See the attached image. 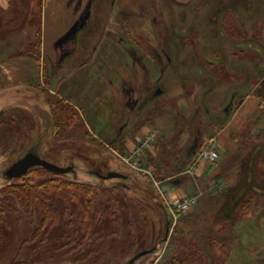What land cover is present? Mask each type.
<instances>
[{
  "label": "rangeland",
  "instance_id": "374dc122",
  "mask_svg": "<svg viewBox=\"0 0 264 264\" xmlns=\"http://www.w3.org/2000/svg\"><path fill=\"white\" fill-rule=\"evenodd\" d=\"M183 1L187 0H160L153 5L171 62L160 82L155 81L157 76L153 73L152 77L144 78L146 84L140 87L138 109L132 113L127 128L124 127L121 141L113 144L120 147L119 143L130 136L134 138L143 127L149 126L148 133L137 138L132 149L120 152L102 142L114 136L120 122L117 116L121 110L120 81L114 74L112 84L102 79L103 69L98 61L81 74L80 83L71 93L73 98L67 97L75 110L56 97L59 102L55 103V110L61 129L54 139L57 142H37L23 137L20 140V134L29 128L24 123L27 116L20 114L19 121L11 124L6 118L0 127V138L5 140L4 144L0 143L2 193L6 187L19 183V178L6 177V169L27 152L34 151L57 166L75 169L64 175L44 174L45 179H55L58 175L61 177L57 178L68 183L90 189L94 195L84 198L81 194L76 199L53 190L45 202L41 200L44 207L36 202L31 208L9 199V211H4V219L0 221V264H132V258L143 250H150V255L133 264H154L160 255L156 264H164L174 255L181 254L180 258L184 259V246L194 237L207 251L205 264H218L221 257L232 252L252 254V264H264V225L261 224L264 168L258 167L264 157V114L252 117L236 135L234 139L240 146L237 151L222 152L217 145L218 130L242 99L252 93V82H257V76L264 71L263 64L260 67V53L264 49V0ZM21 3L18 21L31 15L36 23L39 0H29L28 5H24V0ZM111 8L105 3L98 8L94 25L91 23L94 35L90 45L95 46L103 36ZM132 29L128 35L134 41L135 28ZM9 32L7 29L6 33ZM137 35L138 43L149 45L147 37ZM85 43L90 46L88 41ZM159 87L164 94L152 97L151 93ZM88 126L93 133L88 131ZM152 132L156 133L155 140L145 145L146 137ZM16 145L17 149L12 148ZM203 150H216L219 158L211 165V178L199 181L192 175L195 169L190 166L189 158L192 152ZM152 159L159 160L161 170L153 166ZM236 171L239 175L236 181L229 180L223 186L214 183L221 174ZM111 172L124 177H102ZM174 176L185 182L197 180L188 197L198 192L203 194L196 207L175 218L166 208L170 221V226H166L168 218L161 205L172 198L163 189V182ZM95 196L97 202L88 208V202ZM86 207L88 218H83ZM249 215H252L250 229L246 230L249 226L239 229V222H245L241 218ZM234 220L237 221L232 227ZM249 235L252 245L238 244L239 238L246 241ZM230 236L232 241L227 249L213 244L216 237L226 240ZM98 255L101 257L96 261Z\"/></svg>",
  "mask_w": 264,
  "mask_h": 264
},
{
  "label": "crops",
  "instance_id": "0c3cea01",
  "mask_svg": "<svg viewBox=\"0 0 264 264\" xmlns=\"http://www.w3.org/2000/svg\"><path fill=\"white\" fill-rule=\"evenodd\" d=\"M24 1H26L24 5H28L29 0ZM189 1L191 0L183 2ZM97 2L98 0H39L38 19L34 23L31 15H27L22 22L18 21L20 20L21 0H0V120L7 114L6 117L9 118L11 124L13 121L10 120L14 119L15 123L19 121L20 114L27 116L23 121L27 126L29 125V128L23 131V135L20 134V140L23 137L24 140L28 138L37 142H57L54 139L58 138L56 134L61 132V129L57 121L55 103L62 101L75 110L76 107L67 97L73 98L71 93L80 83L81 74L98 61L103 69L102 79H108L112 84L114 74L115 78L120 81L118 103L121 110L117 114L120 122L117 124L114 136L110 138L109 135L110 139L102 140L107 146L115 147L117 145L113 144H116L123 136L124 127L127 128L132 113L138 109L140 87L146 84L144 78L152 77L151 73H153L157 76L155 81L160 82V78L169 70L170 51L163 44L160 25H158V14L153 8V5L159 3L160 0L101 2L102 5L112 4V8L109 24L105 31L103 30L104 33L102 31L103 36L93 46L90 45L92 35H94L91 23L97 13ZM128 6H131V9H128ZM132 27L135 28L132 32L134 41L128 35L133 30ZM7 29L10 31L8 34ZM39 33L41 37L40 59L18 55L34 42ZM138 33L147 37L149 45L136 41L139 38ZM3 34L7 35L3 36ZM263 38L264 34L262 37L264 45ZM85 41H88L90 46H87ZM260 59V67L261 64L264 67V49L260 53ZM257 77L259 80L252 82V93L242 99L227 123H224L218 130L217 145L222 152H235L240 149L238 142L234 139L236 135L250 122L252 117L264 114V93H256L257 88L264 81V71ZM66 88L71 90L67 91ZM92 93H95V90ZM87 129L93 133L89 126ZM149 129V126L143 127L134 138L130 136L125 139L122 147L132 149L135 140L146 135ZM201 152H192L190 161L188 160L192 164L190 166L195 167L192 175L199 178V181L204 177L211 178V165H213L201 157ZM237 173L236 171L232 174L217 175L214 183L223 186L225 182H230L229 180L236 181L239 177ZM178 177L174 176L167 179L166 183L163 182V189L174 201L188 197L191 188L195 189L193 185H197V180L196 182H185ZM214 183L213 186H215ZM196 194L198 195L193 197H196L199 202L203 193ZM242 219H245L243 220L245 222H239L237 227L242 229L244 226H249L246 227V230H249L252 225L250 223L252 215ZM261 224L264 225V222ZM245 239L247 240L239 238L238 244L250 243L252 245V235ZM161 256L154 264L161 259ZM223 264H252V254L229 253Z\"/></svg>",
  "mask_w": 264,
  "mask_h": 264
},
{
  "label": "trees",
  "instance_id": "16d2710c",
  "mask_svg": "<svg viewBox=\"0 0 264 264\" xmlns=\"http://www.w3.org/2000/svg\"><path fill=\"white\" fill-rule=\"evenodd\" d=\"M103 1L104 0H98L96 12H97L98 8L100 7L101 2H103ZM108 6L111 7L112 4H108ZM92 24L94 25V23H92ZM93 25H92V28H93ZM18 55L30 56V57H34L36 59H40V55H41L40 33L38 34V36L36 37L34 42H32L30 45H28L24 51L19 52ZM261 92L264 93V81L261 83L259 88H257V90H256V93H258V94H261ZM262 111H263V109H262ZM6 118L7 117H5V116L2 117V120H0V127L6 123ZM10 121H14V119L10 120ZM57 135H58V133L56 134V136ZM4 141L5 140H3V138H0V143L4 144ZM120 141H121V138L119 139L118 142H120ZM119 144H122V143H119ZM12 148L17 149L18 146L16 145V146H13ZM115 148L118 149L120 152L124 149L122 147V145L120 147H115ZM160 159H161V157H160ZM151 163L153 164L154 167H158V169L161 170L159 160H158V162H156V161H154V159H152ZM156 163H157V166L155 165ZM165 163H166V161H165ZM260 166L264 168V157L260 160V163H258V167H260ZM33 173H38V175L34 176V175H32ZM44 174H50V172H48V170H46L42 167H35V168L31 169L26 175L22 176L23 178L20 177L19 180H17L19 182L18 184H14L13 186L6 187L5 188L6 192H4V193H2L0 191V193H2V195L5 196V198H3V199L0 197V221L4 219V217H3L4 211L5 210L9 211V206H8L9 205L8 204L9 199H12L13 202L19 203L20 205H22L25 208L26 207L31 208L32 205H34L36 202H38L42 207H44V203H41V200H43L45 202L48 194L50 193V191H53V190L58 192V195H66L67 196L68 194H70V196H72V198H76V199H78L81 194L84 198H87V196L89 194L90 195L93 194V192H90V189H87L85 187L83 188L80 184L78 185V183H68V182L64 181L63 179L57 178V177H61V176L57 175V177H55V179H45ZM51 174L54 175L53 173H51ZM262 175L263 174H261L260 177H263ZM64 187H66V188L68 187L70 190H67V189L65 190ZM220 190L222 191V189H220ZM96 200H98V196L92 197L90 201H89V197H88L87 201H89V202H88L87 207L89 208V205L91 206V204H93V202ZM248 205L249 204H247L246 207ZM87 207L83 209V212H82L83 218H85V216H86V218H88L87 217L88 216ZM161 208L164 210L165 215L168 218L169 215L167 214L168 211L166 212L167 209H166L165 205L164 206L161 205ZM27 212H29V210H27ZM229 221H230V219L226 220V222L230 223ZM236 221L237 220H234L231 222V223H233L232 227ZM169 224H170V221L168 218L166 226H168ZM223 229L226 230L227 225L224 226ZM232 235H233V232H232L231 236ZM231 236L229 237V239L225 238L226 240H223L221 238L216 237V238H214L213 244L217 243V245L220 248L227 249L228 245L231 244V241H232ZM184 248H186L185 252H184L185 253L184 259L180 258L181 254L180 255H174L173 257H171V260L165 261L164 264H194V262H196V261L199 262L198 264H205L206 263L207 251H205V249H203L202 246L199 245V243L197 242V239L195 237L193 238L192 241H189L184 246ZM188 248H191L192 250L187 251ZM144 251H148V254L144 255L142 257H146V256L150 255V253H151L150 250H143V252ZM102 254L103 253L101 252L99 255H102ZM99 255L97 256L96 261H98L99 257H101ZM136 256L132 258V260H131L132 264L135 261L142 258V257H140V258L136 259ZM194 258H195V261H194ZM224 261H225V258L221 257L218 264H223ZM20 264H23V263H20ZM26 264H31V263H26Z\"/></svg>",
  "mask_w": 264,
  "mask_h": 264
},
{
  "label": "water",
  "instance_id": "95a60500",
  "mask_svg": "<svg viewBox=\"0 0 264 264\" xmlns=\"http://www.w3.org/2000/svg\"><path fill=\"white\" fill-rule=\"evenodd\" d=\"M35 167H42L48 170L49 172L59 175H64L75 171L74 167L72 166L60 167L55 165L54 163H51L43 159L41 156L35 153L29 152L26 155H24L21 159H19L16 163H14L9 169H7L6 176L11 179L20 178L26 175L31 169ZM102 177L106 179H113V178H123L124 175L118 172H111L107 176H102ZM147 254L148 251L141 252L136 256V259Z\"/></svg>",
  "mask_w": 264,
  "mask_h": 264
},
{
  "label": "built area",
  "instance_id": "2783aa9c",
  "mask_svg": "<svg viewBox=\"0 0 264 264\" xmlns=\"http://www.w3.org/2000/svg\"><path fill=\"white\" fill-rule=\"evenodd\" d=\"M155 134L156 133L152 132L150 135H148L145 139L144 144L147 145L151 141H154L156 137ZM200 155L202 158L208 160L212 164L215 163L219 158V154L216 150H203ZM197 203L198 200L196 197H186L179 201L169 199L166 200L165 207L175 218L178 214L188 213L189 211H191Z\"/></svg>",
  "mask_w": 264,
  "mask_h": 264
},
{
  "label": "flooded vegetation",
  "instance_id": "af4514ba",
  "mask_svg": "<svg viewBox=\"0 0 264 264\" xmlns=\"http://www.w3.org/2000/svg\"><path fill=\"white\" fill-rule=\"evenodd\" d=\"M165 91L163 90V89H161L160 87L159 88H157V89H155L152 93H151V95H152V97H154V98H157L158 96H160V94H163ZM30 152H32V153H34L33 151H30ZM27 153H29V152H27ZM26 153V154H27ZM25 154V155H26ZM36 154V153H35ZM17 162V161H16ZM16 162H14V163H16ZM13 163V164H14ZM12 164V165H13ZM11 165V166H12ZM11 166H9L7 169H9ZM7 169H6V171H7ZM6 171H5V175H6ZM7 177V176H6ZM9 179H11V178H9ZM13 179V178H12ZM17 179V178H16Z\"/></svg>",
  "mask_w": 264,
  "mask_h": 264
}]
</instances>
